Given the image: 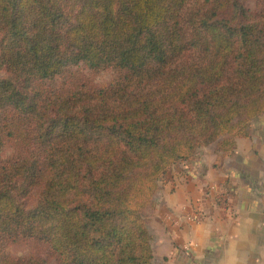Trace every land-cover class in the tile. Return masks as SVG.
Listing matches in <instances>:
<instances>
[{
    "label": "trees",
    "instance_id": "obj_1",
    "mask_svg": "<svg viewBox=\"0 0 264 264\" xmlns=\"http://www.w3.org/2000/svg\"><path fill=\"white\" fill-rule=\"evenodd\" d=\"M245 1L0 0V73L15 79L0 78V264H50L14 255L23 242L58 264H154L171 169L230 152L264 114V9ZM81 64L117 78L45 85Z\"/></svg>",
    "mask_w": 264,
    "mask_h": 264
},
{
    "label": "crops",
    "instance_id": "obj_2",
    "mask_svg": "<svg viewBox=\"0 0 264 264\" xmlns=\"http://www.w3.org/2000/svg\"><path fill=\"white\" fill-rule=\"evenodd\" d=\"M208 185L230 192L229 209ZM156 201L148 222L154 264H264V124L252 123L226 154L214 144L173 167ZM196 208L209 215L199 225L187 220Z\"/></svg>",
    "mask_w": 264,
    "mask_h": 264
},
{
    "label": "rangeland",
    "instance_id": "obj_3",
    "mask_svg": "<svg viewBox=\"0 0 264 264\" xmlns=\"http://www.w3.org/2000/svg\"><path fill=\"white\" fill-rule=\"evenodd\" d=\"M245 8L252 14H259L264 9V0H248L244 2ZM0 78L15 81L12 74L3 71L0 73ZM117 78V75L113 71L97 72L91 71L84 65L71 66L66 72L56 78L54 81L46 82L45 85L52 90L58 92H69L72 90H80L82 87L100 89L112 80ZM254 124H264V114L253 121ZM13 152L12 147L9 145L6 149V155ZM173 169V168H172ZM171 169V171H172ZM171 171L169 174H171ZM169 177V175H168ZM167 177V179H168ZM166 179V180H167ZM166 182V181H165ZM42 187L34 188L31 195L24 201L27 210H33L40 198ZM12 253L17 256L30 255L34 258H44L48 260L50 264H58L56 257L50 253L42 244L36 242H23L12 248ZM29 257V256H28Z\"/></svg>",
    "mask_w": 264,
    "mask_h": 264
},
{
    "label": "built area",
    "instance_id": "obj_4",
    "mask_svg": "<svg viewBox=\"0 0 264 264\" xmlns=\"http://www.w3.org/2000/svg\"><path fill=\"white\" fill-rule=\"evenodd\" d=\"M208 194L212 195V199L217 204H220L221 207L229 209L231 196L230 192L217 185H208L207 186ZM209 219V215L202 209L196 208L193 212L187 217L189 222H192L196 225L202 224Z\"/></svg>",
    "mask_w": 264,
    "mask_h": 264
}]
</instances>
